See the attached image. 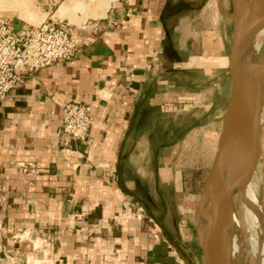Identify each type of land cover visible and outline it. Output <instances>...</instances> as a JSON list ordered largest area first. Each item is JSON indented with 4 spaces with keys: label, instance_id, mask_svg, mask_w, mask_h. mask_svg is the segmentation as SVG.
<instances>
[{
    "label": "crops",
    "instance_id": "obj_1",
    "mask_svg": "<svg viewBox=\"0 0 264 264\" xmlns=\"http://www.w3.org/2000/svg\"><path fill=\"white\" fill-rule=\"evenodd\" d=\"M28 1L41 21L13 11L15 31L50 19L98 21L104 30L72 60L27 75L0 104V264H17L28 234L51 242L46 264H194V223L184 229L173 167L152 139L158 117L178 133L176 118L197 107L189 82L197 54L180 60L173 45L178 0ZM215 49L223 59L221 43ZM180 73L191 96L179 94ZM67 103L89 105L93 122L85 142L64 147L57 134Z\"/></svg>",
    "mask_w": 264,
    "mask_h": 264
},
{
    "label": "rangeland",
    "instance_id": "obj_2",
    "mask_svg": "<svg viewBox=\"0 0 264 264\" xmlns=\"http://www.w3.org/2000/svg\"><path fill=\"white\" fill-rule=\"evenodd\" d=\"M71 1L81 3L84 7L83 1ZM38 2L40 3V0ZM174 4L177 7L170 12L173 11L175 14L173 16L174 20L180 22L179 24L176 23L178 24V32L172 36L175 43H173L175 46L174 48L180 52V57L178 58L182 60L189 51L190 53L193 52L195 56L197 54L196 58L190 63L191 71L195 73L190 77L192 80L189 81L192 87L197 90L192 95V91L188 92V90L182 89V87H184L182 84L186 85L188 81L187 78L185 79L183 77H187L186 74L180 73L179 82L181 91L179 94L183 97L192 95L191 97L194 99L190 101V103L194 101L197 107L188 115H181L176 118L174 124L175 126H179L178 133L171 132V127L169 125L166 129H163L164 125L168 122L165 118H161L160 121V117H158L159 123L154 126L156 128L157 137H152V139L157 141V146L163 145V150L161 151L162 158L166 161H170L173 167L170 171L175 181L173 187L178 190V203L182 205L181 210L184 213L180 215V219L184 217V229H189L191 232L193 230L194 211L197 207L202 188L211 171L225 108L231 94L232 86L230 78L227 76L222 82L221 79L227 72L233 27L231 20L221 16L218 12L217 0H178ZM101 5L102 4L98 3L97 9L102 11L105 5H103V7ZM221 8L225 13H231L232 7L230 0H221ZM13 11H17L20 17L29 23L37 24L41 21L28 0H0V17L12 19L13 15H10V13ZM14 14L17 16V13ZM70 22L76 26L82 23V21L77 19H71ZM260 41L261 40H258L257 42ZM202 42H207L209 45L212 43L211 49H201ZM218 42L221 43V47L223 48V59H219L218 56L216 57L214 55L216 53L215 45ZM258 51L259 49H254V52L257 53ZM204 52L210 54V56L212 54L213 57L210 58V56ZM175 53L176 51L174 50V55ZM164 56L165 68H168L170 66L171 55L164 54ZM180 67H182V65ZM204 71L207 73L208 78L203 75ZM165 73H167V71H165ZM174 75L176 74L174 73ZM175 126L173 128H176ZM173 131H175V129H173ZM260 143L261 155L251 184L255 193H257L255 194L257 200L256 206L259 207L262 213V227L264 229V108L261 116ZM159 190L160 188L158 187V191ZM163 190H165L164 194H170L166 191V187ZM242 198V192H236L232 200V216L234 215L238 218L239 230L242 237L238 254V258H240L239 264H259L256 261V255L252 253L248 240L244 215L245 207ZM21 237L20 240H29L27 243H24L27 244L28 248L21 253L17 264H26V260H30L31 264H34L36 257H39V260L44 261L43 264H46L45 262L47 259H50L47 249L49 247L46 249L43 248L46 243L43 242L42 238L37 236L31 237L29 234L28 236L23 235V237ZM187 238H189V236L185 232L179 236V243L181 246ZM36 241L39 242L38 254L33 252V246H35L34 242ZM41 252H43V255ZM190 258L194 264H203L202 255L198 247L195 256H190ZM4 264L7 263L5 262Z\"/></svg>",
    "mask_w": 264,
    "mask_h": 264
},
{
    "label": "water",
    "instance_id": "obj_3",
    "mask_svg": "<svg viewBox=\"0 0 264 264\" xmlns=\"http://www.w3.org/2000/svg\"><path fill=\"white\" fill-rule=\"evenodd\" d=\"M217 2L218 12L221 16L231 20L233 27L227 67V76L231 80L232 88L225 108L211 171L200 193L195 212L201 210L202 195L212 177L217 181L221 196L216 205L211 207L209 218L202 227H199L193 217L197 244L202 255L203 264H219V251L222 252L223 264H229L228 223L232 217V200L236 192H242L252 182L258 165L261 155L260 125L264 108V74L259 81L258 101L255 108H253L241 73V60L248 51V47L253 46L255 41L258 40H261L264 47V19H254L246 23L245 17L241 14L239 0H230L232 11L229 14L222 10L221 0H217ZM231 112H234L241 131L245 135L247 155L243 173L227 183L223 173V165Z\"/></svg>",
    "mask_w": 264,
    "mask_h": 264
},
{
    "label": "built area",
    "instance_id": "obj_4",
    "mask_svg": "<svg viewBox=\"0 0 264 264\" xmlns=\"http://www.w3.org/2000/svg\"><path fill=\"white\" fill-rule=\"evenodd\" d=\"M103 30L98 21L90 20L76 26L50 19L38 25H24L15 31L11 18L0 17V104L25 85L27 75L72 60L80 46L88 45ZM92 122L89 105L65 104L57 134L59 142L64 147L71 142H85ZM156 230L155 238H158L162 234L160 226L156 225ZM43 242L46 243L44 249L51 245L50 241ZM38 248L33 246V252L38 254ZM26 264H31L30 260H26Z\"/></svg>",
    "mask_w": 264,
    "mask_h": 264
},
{
    "label": "bare ground",
    "instance_id": "obj_5",
    "mask_svg": "<svg viewBox=\"0 0 264 264\" xmlns=\"http://www.w3.org/2000/svg\"><path fill=\"white\" fill-rule=\"evenodd\" d=\"M239 2L241 5V14L243 17H245L246 23L254 19H264V0H239ZM255 48L257 50L259 49L257 53L254 52ZM241 73L250 104L253 108H255V105L258 101L259 81L264 74V47L261 41H255L253 46L248 47V51L241 60ZM245 139V135L241 131L239 122L234 112H231L229 115L228 136L225 144L226 149L223 165V173L227 183H230L232 180L239 177L244 171L247 155V144ZM255 194L257 193H255L251 183L246 189L242 191V199L244 201L245 207L244 215L246 229L248 232V240L252 253L256 255V261L259 264H264V229L262 227L263 217L259 207L256 206L257 200ZM220 196L221 190L216 179L212 177V179L209 180L208 185L202 195L201 210L197 213L194 211V221L199 225V227H202L207 222L211 207L216 205ZM237 219L238 218L233 215L231 219H229L228 223L230 264H239L240 260V258H238V254L242 237ZM221 253V251L218 253L219 264H223Z\"/></svg>",
    "mask_w": 264,
    "mask_h": 264
},
{
    "label": "trees",
    "instance_id": "obj_6",
    "mask_svg": "<svg viewBox=\"0 0 264 264\" xmlns=\"http://www.w3.org/2000/svg\"><path fill=\"white\" fill-rule=\"evenodd\" d=\"M170 13V12H169Z\"/></svg>",
    "mask_w": 264,
    "mask_h": 264
}]
</instances>
